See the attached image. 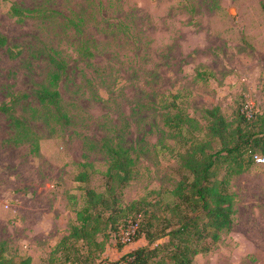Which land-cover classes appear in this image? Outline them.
Wrapping results in <instances>:
<instances>
[{
	"label": "rangeland",
	"instance_id": "1",
	"mask_svg": "<svg viewBox=\"0 0 264 264\" xmlns=\"http://www.w3.org/2000/svg\"><path fill=\"white\" fill-rule=\"evenodd\" d=\"M0 35V104L23 122L13 128L0 111V246L14 260L83 264L89 248L60 242L83 187L114 186L122 207L170 202L180 154L209 139L206 109L233 122L236 110L264 114V0H0ZM53 72L59 103L42 104L37 90ZM174 114L193 125L179 131L167 120ZM23 129L28 141H10ZM103 142L133 159L121 188ZM83 169L87 183L76 180ZM230 188L233 226L192 264H264V163L234 175ZM130 220L98 236L105 246L94 264H118L147 244L132 239Z\"/></svg>",
	"mask_w": 264,
	"mask_h": 264
},
{
	"label": "trees",
	"instance_id": "2",
	"mask_svg": "<svg viewBox=\"0 0 264 264\" xmlns=\"http://www.w3.org/2000/svg\"><path fill=\"white\" fill-rule=\"evenodd\" d=\"M0 46L7 47V40L1 35ZM8 51L10 56H16ZM57 75L53 72L48 84H40L37 90L40 103H59V92L50 88L56 84ZM0 111L7 114L13 128L22 126V119L12 112L10 104H0ZM205 113L208 121L204 131L209 139L192 142L180 154L170 202L139 200L122 207L121 191H116L114 186L108 185L101 191L83 187V206L76 212V223L60 241L63 244L80 241L89 248L90 254L83 264L95 263L96 252H102L105 246L98 236L105 231H116L121 218L131 219L137 225L132 239L143 237L147 244L122 255L118 264H192L195 256L210 252L222 234L232 228L235 193L230 188V179L249 170L255 154L264 153V114L246 117L236 110L233 122L227 121L217 106L206 109ZM167 120H172L179 131L185 123L193 125L190 118L180 114ZM23 130H26L24 134L14 133L10 141H28L25 136L29 130ZM213 141L216 148L210 146ZM31 145L33 151L38 150L36 140ZM102 147L109 159L107 173L121 188L133 177L129 149L112 142H103ZM81 166L90 164L84 162ZM76 180L87 183L89 174L83 169ZM162 238L165 240L159 242ZM0 264H31V258H8L0 246Z\"/></svg>",
	"mask_w": 264,
	"mask_h": 264
},
{
	"label": "built area",
	"instance_id": "3",
	"mask_svg": "<svg viewBox=\"0 0 264 264\" xmlns=\"http://www.w3.org/2000/svg\"><path fill=\"white\" fill-rule=\"evenodd\" d=\"M253 160L256 163H264V155H262V154H255L253 156ZM130 237H131V233L130 232H126V236H125L126 240H129Z\"/></svg>",
	"mask_w": 264,
	"mask_h": 264
}]
</instances>
